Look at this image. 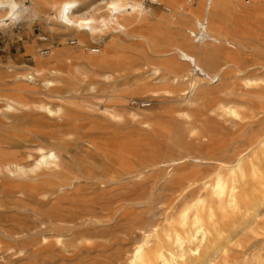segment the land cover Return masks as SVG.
Segmentation results:
<instances>
[{
  "label": "bare ground",
  "instance_id": "6f19581e",
  "mask_svg": "<svg viewBox=\"0 0 264 264\" xmlns=\"http://www.w3.org/2000/svg\"><path fill=\"white\" fill-rule=\"evenodd\" d=\"M65 2L70 25L53 23L32 64L0 63V209L23 216L11 237L36 231L38 244L61 245L88 212L122 203L112 184L160 168L172 194L188 200L162 234L141 231L127 264H212L232 236L213 237L220 204L238 208L264 188V0H143L160 11H142L141 0H28L43 17ZM0 23L9 16L0 13ZM241 60L248 62L239 67ZM229 73L241 83L222 99L217 85ZM159 97L176 104L157 121L131 106ZM220 116L247 127L241 148L220 141ZM154 122L165 131L184 125L194 150L129 164V125L141 139ZM261 201L237 225H251Z\"/></svg>",
  "mask_w": 264,
  "mask_h": 264
},
{
  "label": "rangeland",
  "instance_id": "374dc122",
  "mask_svg": "<svg viewBox=\"0 0 264 264\" xmlns=\"http://www.w3.org/2000/svg\"><path fill=\"white\" fill-rule=\"evenodd\" d=\"M146 7L160 11V8L153 4L148 3ZM154 21L155 17L153 16ZM50 33L48 25L43 20L32 24L30 27L27 23H19L0 31V63L12 61L18 66L32 64L36 42L40 41L39 38L41 37H50ZM34 52L37 53V51ZM242 61L237 66H244L248 62V60ZM240 83L241 81L236 75L229 73L217 85L219 92V95H217L222 99L233 98L230 92L239 87ZM175 104V101L163 97L149 98L143 101L133 100L131 102V106L134 108L146 109L145 114L152 121L159 120L156 114L163 106H173ZM90 105L95 107L92 102ZM96 117L100 119L99 115H96ZM218 121L220 141L223 144L225 143L231 150L241 148L244 144L241 141L243 140L241 134L245 133L247 127L242 126L240 122L227 119L225 116H220ZM161 125L160 122H156L152 129L141 131V139L135 136L136 126L134 124L129 125L126 154L129 164H150L153 161L164 160L170 153L176 154L180 151L194 150L196 142L192 143L190 141L191 138L186 135L184 125L177 124V127L167 129V131ZM237 133L240 136H237ZM234 137L236 138L234 139ZM181 138L184 140L183 144L180 143ZM228 138L229 142L227 141ZM181 146L182 148H180ZM183 147L185 148L183 149ZM218 152L221 153V150ZM72 153L74 154L75 151H71V155ZM223 153L222 156L227 154L226 152ZM84 154H88V151H84ZM217 155L221 156L219 153ZM145 171L138 177L127 178L120 183L117 182L116 189L114 184H112L113 187L108 185L109 188L107 186L106 192H111L114 189L111 192L112 198L118 195L114 200L122 197V203L108 202L109 204L99 205L97 206L98 209L95 208L97 210L94 209L92 212H88L89 216L86 221L77 223L76 227L73 226V230L67 233L61 245L54 244L53 240L46 246L38 244L36 231H30L29 236L27 235L21 239L11 237V232L20 231L17 222L22 220L23 216L12 211V209H0V223H2L0 224V264H127L130 250L141 239V231L156 226L162 234L165 228L171 227L172 220L170 218L173 213L179 210L188 200L187 196L180 198L172 194L171 185L162 178L160 168ZM123 186L126 188L123 189ZM97 192H100V190L94 188L93 194ZM251 198L253 199L250 200ZM175 200L176 202H174ZM257 200H262V207L252 224L243 226V228L237 225L248 216L252 202ZM121 204L124 206L122 207ZM117 211H119L118 214ZM217 219L213 228V237H217L218 232H230L232 236L230 242L218 254L212 264H264V188L261 191L252 192L248 201L247 199L244 200L238 208H232L227 202H222L218 209ZM218 221L219 223H217ZM108 222L109 224H105ZM219 224L222 226H218ZM9 246H13V248L9 249ZM193 259L189 257L188 261L190 262Z\"/></svg>",
  "mask_w": 264,
  "mask_h": 264
},
{
  "label": "clouds",
  "instance_id": "9594fccd",
  "mask_svg": "<svg viewBox=\"0 0 264 264\" xmlns=\"http://www.w3.org/2000/svg\"><path fill=\"white\" fill-rule=\"evenodd\" d=\"M4 5L7 6V11L3 13L8 15L10 18V23H0V31L5 30L8 27H13L19 23H27L29 27L38 21L43 20L44 23L48 25V30L54 31L53 23H59L63 25H70V20L66 15L69 4L67 2L62 3L59 10L54 13L51 17L44 16L36 11L28 3V0H3ZM154 2V0H153ZM140 8L142 11H151L150 9H145L143 6V0L140 2ZM93 51H96L95 49Z\"/></svg>",
  "mask_w": 264,
  "mask_h": 264
}]
</instances>
